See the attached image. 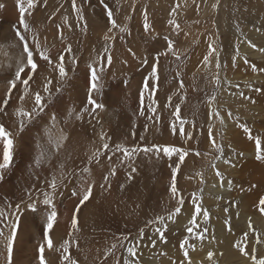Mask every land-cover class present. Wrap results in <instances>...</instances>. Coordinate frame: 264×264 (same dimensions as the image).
<instances>
[{
	"label": "rangeland",
	"instance_id": "rangeland-1",
	"mask_svg": "<svg viewBox=\"0 0 264 264\" xmlns=\"http://www.w3.org/2000/svg\"><path fill=\"white\" fill-rule=\"evenodd\" d=\"M162 1L163 0L161 1L160 0H106V3L113 10L114 12L113 18L117 20L118 25L121 26L126 25L129 28L133 25V22L137 18V14L140 13V10L142 8H144L149 4L151 5L153 4L154 6H156L159 2ZM219 1H220L219 8L212 10L213 12H211L207 18L208 22L205 23V25L201 29H196L194 28V25L188 24L186 20H182V21H178V24L180 25L179 31L173 30V33L171 34L165 32L159 33L160 36L162 37L167 36L169 39L173 40L175 42L179 54L181 55V59L179 61H177L175 57L171 55L161 58L160 71L163 77L162 83L164 87L169 91L175 82L179 83L180 80L183 79L185 83V89L181 93V96L185 98L184 100L185 103L182 105L183 107L181 109L182 118L191 122V124L202 126L200 127L201 130L206 128L205 121L207 119L206 116H207L208 104L211 103L210 101L216 103V105L218 106L217 107L218 110L219 109L221 110L220 114H222L219 119L223 120V123L220 122L219 124V134H220L221 144L224 146V153L225 151L226 153L228 152L226 148L228 147L229 149L231 144H233L236 149L237 146L241 145L242 141H246L244 149H249L252 146L253 150L251 149V151L249 152H245L244 149L242 150L241 148H238V152L243 153V155H239L240 163L239 162L237 163L235 161L233 165H226L224 169H220L217 165L216 168H213L211 166L212 164L217 163L218 160L214 159V157L219 155V153H217L215 149L210 150V148L212 147L211 142L207 141L208 144L206 143V147L208 148L205 149V151L204 150L202 151V146L198 142L199 145L196 147L195 150L200 151L201 155L195 159L193 158V161L195 160L194 162L190 159V157H187L186 158L187 165H182V172L183 175L185 172H188V174L186 173L187 175H189L188 178L192 177L195 179H198V176H200L197 175V173L201 174L200 178L202 183L200 182L199 185L195 184V186L192 187L190 191L191 193L195 195H199L202 198V196L205 194L204 186L206 184L207 179L210 182L211 181L215 182V180L219 178L216 175V170L219 169V171L223 175V179H227V181L232 182L231 188L228 187L227 190H225V192L232 190L235 191L237 194V196L235 194L236 201L233 204L236 207L237 214L236 216L233 217L229 216L230 218H232V220L229 219L232 229L231 235L237 236V239H241L242 233L245 230H247V224L249 223V221H251L254 228L256 229L257 234H259L262 238H264V214H261L258 211V200L260 197H264V163L255 160L254 143L252 141H249L247 134H245L243 128L241 127L242 124H246L250 129H252L254 135L264 138V128L263 127L257 128L256 126L253 125L254 121L259 123L260 119L257 118L261 117L260 114H264V72L258 70L248 71L249 74H246L245 79L240 78L236 80L239 81L241 79H244L243 82L239 81L238 83H232L233 82L232 77L234 76L235 73H230L229 75L230 70L228 69L230 66H232L231 64H234L231 61L233 57L237 59L238 63L239 62L245 63V61H249L251 66L252 65L256 66V69L264 68V51H260V49L264 48V0H219ZM0 2L5 4V8L0 9L1 16H3L4 10L7 9L11 3L14 2L15 4H17L16 0H0ZM24 2L26 4V0H24ZM37 2H38V6L34 10H32V15L27 17L29 18L28 21L31 24L32 29L35 32H37L38 30V34L41 42L45 43L47 41L48 47L51 52L49 54H54V51L58 47H61L63 45H65L66 47L67 44H70L72 48V52L71 53L66 52V55L68 53L67 56L68 59H65L66 62H69L68 63L69 71H73L72 65L70 63L73 56H75L78 61L75 70H78L80 67L87 65V63L85 62L86 61L85 55H86V51L89 49L90 38L92 34L95 32V29H97L98 27L99 33H102V31L105 28L107 31L108 28L110 27V23L107 20L106 12L103 9V7L98 3V0H76V5L78 8L82 10V14L87 22L86 29L83 27V21H80L78 19L77 11L74 10L72 7V0H47V5L41 2V0H37ZM208 3L209 2H207V0H204V4H208ZM63 6L67 7L68 10L67 11L63 10L62 8ZM17 9L15 10L17 11ZM215 12H217L218 14H216V16H214L215 18H213ZM241 16L242 18L245 19V23L237 33V38L234 39L228 46L229 49L233 50V52H230L228 55H226L224 46H227L226 44L228 43V39H230L229 34L233 31L232 29H234V25L232 24L236 22V20L239 19ZM18 19H19V14L13 16V12H11V8H9L5 11L3 18L0 19L1 21L0 24L2 25L9 24L8 22L12 21L14 23L13 25H16ZM65 19L67 20V23H65ZM57 25H61L62 27L58 29ZM1 29L2 27L0 26V30ZM48 29L52 30V36L49 35V33L51 32H49ZM135 29H137V26ZM61 34L63 35V39L65 41L63 43L61 42L60 39ZM110 35L115 37L114 40L108 42V47L112 50V54L114 53L115 55V53H118L119 54L117 56L118 59L121 58V61H125V60L127 61V64L125 65L128 66L129 70L122 69L121 73L124 74L131 70L133 71L140 70L141 65L139 64H137L136 66L131 65L129 67V63H131L133 59H132V55H130L128 51H125L126 48L123 46L124 37L126 34L120 33L119 28H116L113 29ZM199 39H203L204 45L207 46L206 49L207 54L209 52V46H208L209 44H212V46L216 49V52L213 54L212 57H210L211 62L207 65L210 68L205 73H201L199 71L197 72L193 70L189 71L187 70L186 67V65H188L189 63L188 60L190 59L191 55L194 52L195 47L197 46L198 41H201ZM99 40L100 41L98 42H94V44L96 46H104L103 45V42H105L104 39L100 37ZM251 44L256 45L255 49L256 51H259V53L258 55L255 56V58L250 60V58L244 57L246 53L242 48L245 45L253 48ZM148 45L151 49L155 46L153 40H151V42H149ZM129 48L133 49L132 46L130 45L127 47V49ZM164 49L165 48L161 46L159 48V52L163 51ZM254 51L255 50L253 48L251 52L254 53ZM217 55L221 56L222 60L224 59L222 61V65L219 72H217V69L215 67L216 63H214L216 62L215 59ZM245 56L248 55L246 54ZM95 60L96 57L93 59V62ZM12 68L13 65L9 67V69ZM38 71L42 73L39 77H37L38 81L36 80L30 81V90H29L30 94L27 96V100L30 97L34 98L32 91L35 88H36L35 90H40L41 94L45 95V97L47 98V94L43 93L42 91L44 73L42 70L38 69ZM11 73L12 70H8V69H6V71L4 70L2 73L3 75L1 76L5 78L0 83H3L5 79L7 81L9 78L8 76ZM177 73H179L180 75H177ZM239 74H242V72ZM45 75L51 77L54 75V72L49 70L48 72H45ZM217 75L219 76V79L221 81L219 85L215 83V78ZM114 77L116 79L119 77L118 72L114 75ZM109 83L113 86L116 85V82L113 80V77L110 76H109ZM255 88H260L262 91L257 92L255 91ZM5 89L6 88L0 89V97L2 95L4 97L6 96L7 93ZM13 90L14 92L17 91L16 89ZM50 90L53 89L50 88ZM14 92L11 94V99H10V102L12 103L9 102L10 107L8 106L7 109L8 112L10 113V116L0 115V123L5 124L6 129L13 134V138H14L13 160L9 168L0 170V172H2L4 176V179L0 181V212H3L4 216L0 217V220L7 218V223L10 224L12 220L15 219V205L17 203H20L21 198H23L24 201L26 200L25 202H27L26 192H32L34 197L39 195V199L42 201L43 199L42 193L44 191H49V192L51 191V188L48 187L49 183L57 176L58 173L61 172L62 176H61V181H59V183L55 178L58 185V189H57L58 194L55 196L54 203L58 212V224L54 226V230L55 231H61L64 229L72 230L70 221L73 216L74 208L76 207L77 204V198L72 196L71 192L62 194V191L65 189L67 185L68 179L74 177L75 185L73 186V188H76L77 190L81 188H87L89 184H95L97 186V182L99 178L101 177L102 174L106 172L107 168L109 169L108 167L109 165H101L99 163L95 165H90L87 162L86 165H64V167L62 168L60 167V165L37 164L30 155L32 154V152H36V151L29 146V143L27 142L26 138L27 139L29 138L32 142L36 143L38 141L36 133H38L40 135V140L44 141L46 135L42 128V120L41 117H37L35 120L28 121V123H26L24 127V130L22 132L19 131V121L21 118L16 115V111L18 109L31 111L32 107L34 106V102L31 106H28L26 103L25 105H22L21 102L19 103L16 102L15 104L14 100L17 95H15ZM158 93L160 95V99L162 100V102H165L167 95L166 91H163L162 89ZM240 93H243V96H241ZM65 96L66 95H64V97ZM227 96H229V98H227ZM213 97H215V99H213ZM173 98H175V100L177 99L176 93H174ZM219 101H221L220 106L221 104H226L228 106V109L223 111V109L218 104ZM46 102H47V106L45 108V113L46 111L51 110L53 113H55L57 119L63 122L65 118V111H67V109L63 108L61 105H59V103H57L53 93H51V99H47ZM249 111L250 113L252 111V113L249 114L248 113ZM229 112H231L232 114L231 118H229L228 116ZM224 113L226 114L225 116H223ZM43 114L44 113H42L41 115ZM68 118H70L69 115ZM162 118L163 120L165 119L164 116H162ZM232 123L233 126L235 127L234 130L229 129L230 126H232ZM161 125L163 126V124ZM192 129L193 131L195 130V128ZM250 142H251V146H250ZM189 149L191 154L192 153L191 148ZM3 150H4L3 141L0 140V163L3 162ZM231 153L229 151L228 154L226 155L231 157L233 155ZM162 162L164 165L166 164V166H164L162 163L161 165H159V167L158 165L152 166V168L154 167L155 171L158 174L161 171H163L164 168L165 169L170 168L169 165L173 163L172 162L170 164L169 162H166L165 159L162 160ZM140 166L141 165H139L138 171L140 169ZM85 168H88L89 170L87 172L83 171V169ZM186 174L183 177H187ZM180 175L181 174H178L179 177ZM125 183L128 185L130 184V181L127 180ZM138 183L139 182L137 183L135 182L133 183V185H128L127 187L126 185L118 186V189L121 192L120 193L121 197L125 201H130L132 204L131 207L125 209L124 211V218L127 221V223L130 222L131 225L133 224L130 227L131 230H129V234L127 233L129 235V236L127 235L129 240L137 236L138 230L140 228H144L145 231L147 230L148 232H146V237L149 236L150 232L159 225L151 224L148 222L160 215H163L166 218L171 212L174 211L176 205V201L174 198L168 206L158 207L153 205V201H152L153 199L150 200L149 198H147L146 200L145 196H143L145 195L146 192L143 190L142 187L139 186L140 183L139 185ZM211 186H212V182H211ZM127 188L130 190L134 188L132 190L134 195L131 193L130 190L128 192ZM222 189L224 190V188ZM95 190L96 187H94L93 191ZM140 190H141V194L139 193ZM146 191L149 192L150 194L151 192H156V189L146 190ZM123 192H125V194ZM136 192L138 193L136 194ZM185 192L182 190L181 195L184 196L183 194ZM229 194L230 193H228L227 195ZM93 197L94 196H92V198ZM106 197L110 198V195H107ZM142 198L144 199L142 200ZM91 203L92 201L90 200V202H88L86 206H82L81 211L79 213V228H80L79 234L81 235L82 239L86 238L85 231L86 232L92 231L87 229V224L89 223L87 219H91L93 218V216H95V213H91L88 209V206ZM190 204L192 203H188L189 206ZM142 206H144L143 209ZM185 207H186V203L182 206V209H184ZM38 208H39L38 213L25 211L21 216L18 230L23 228L24 231H22L21 236L17 238L14 244V257H13L14 263H17L28 256L29 257L28 264H39L37 258L38 244L42 242L41 237H42L43 228L46 224L47 212L45 211V206H43L39 202H38ZM207 210L209 211V220L205 224V226L209 228L210 232H212L213 230V235L215 237L219 236L215 224L217 221H219L218 219H220L224 224L225 218H227V216H223V217L218 216L217 214L219 209H215V210L212 209L210 211L208 207ZM225 212L226 211L224 210V213ZM235 217H238V224L236 226H233V224L237 221ZM197 218H198L197 222H200L199 219L200 216H198ZM211 218L213 219L211 220ZM166 223L167 225H169L165 233L167 242L165 243L158 241L157 244L169 246V241H171V236L175 237L176 235L174 234L175 231L170 230L171 226L174 225V221H170L166 219ZM188 226L189 224L183 229V232L187 233L186 228ZM224 226L225 229L228 230V225L224 224ZM0 228H4V232L8 234L7 233L8 229L4 227L3 223H0ZM195 231L196 229L194 228V232ZM110 233L113 236L112 239H110L111 241H114L115 236L117 235H119L118 239L119 238L121 239V234H118L114 229H112ZM151 234H152V236L150 235L151 237H154L156 235L153 232H151ZM33 235H35V240L33 238ZM92 237L93 235L88 236L89 239H91ZM66 239H68V237H66ZM209 240L210 237L206 238L203 242L196 241V248L202 246L206 247L205 244H207ZM1 241H2V245H4V239ZM79 244L80 243L78 242V246ZM124 244H126L125 246H127L128 241H125ZM55 245H57V243H55ZM261 246L262 245H256L258 250L264 253V250L262 249ZM171 247L173 246L171 245ZM119 248L124 249L122 247H116L115 249L112 250V253H117V250H119ZM79 249H80L78 250L79 253L78 251L76 252L73 251L71 254L74 255L73 258L78 259L79 264H85L84 258L81 256L82 247L79 246ZM109 249H111V246L106 247V250ZM2 250L3 251L0 250V264H5V260H6L5 249L3 248ZM142 250L143 249L140 248L138 253V258L140 259L141 264H150L149 262L144 260V256L150 257V259L154 261L153 264L163 263L166 256L170 259V262L174 260L177 261V259L180 260L183 257L182 251L180 254L179 252H177L180 250L179 249L177 250L176 247L172 249V251H175V256L173 255L174 253L169 254L167 252V254L164 256L156 257L159 255L156 256L151 255L149 254L150 251H148L147 249H144L143 251ZM48 253L49 250L46 249V259L49 261V264H52V262H54V264H62L61 260L59 259L61 254L60 251L54 250V259L52 260L49 259ZM214 253L215 256L219 254L218 251H214ZM177 254H178V258H177ZM235 254H237V256H235ZM127 256L128 254L126 255L123 254V258H127ZM93 257L94 256H91L88 253L85 254V258L87 259V261L92 260ZM239 257H241V255L237 250H235L234 255L229 259V261L233 262L235 261V259H238ZM103 259L104 258L102 256L97 255L95 257L96 260L95 263H98L100 261L103 262L102 261ZM201 261L205 262V259ZM227 261L228 260H226L225 262ZM109 262H110V258L105 261L106 264H109ZM95 263H91V264H95ZM242 264H247V258H245V261L242 262Z\"/></svg>",
	"mask_w": 264,
	"mask_h": 264
},
{
	"label": "bare ground",
	"instance_id": "bare-ground-1",
	"mask_svg": "<svg viewBox=\"0 0 264 264\" xmlns=\"http://www.w3.org/2000/svg\"><path fill=\"white\" fill-rule=\"evenodd\" d=\"M207 2L209 3L204 4V0H163L162 2H159L156 6H154L153 4L152 5L149 4L145 6L144 8L140 10V13L137 14V18L133 22V25L129 27L131 34L130 35L126 34L124 37L123 46L126 48L125 51H128L127 47L130 45L133 48L132 51L136 53L137 58L141 56H149V53H150L151 56H149V59H151L152 56H155L159 52V48L161 46L165 48L166 43H167L164 37L160 36L159 33L161 32H165L169 34L173 33V26L168 23L170 19H175L177 23L178 21L186 20L188 24L194 25V28L196 29H201L205 25V23L208 22V19H207L208 16L210 15L211 12H213L212 11L213 9H216L213 7V5L217 3V0H207ZM177 4L179 5L178 8L176 7ZM16 5L17 4L13 2L7 8V9L11 8V12H13V16H16L19 14ZM62 8L65 11L68 10L67 7L63 6ZM174 8L176 9V14L173 17L171 15V12H172V9ZM7 9L4 10V13ZM15 9H17V11ZM145 9L147 10V15L149 17V23L151 25V28L148 32H145L143 28ZM4 13H3V16H4ZM216 14L218 13L215 12L213 15V18H215L214 16H216ZM3 16L0 15V19L3 18ZM26 18L27 20L29 19L28 17ZM8 23L9 24H3V25L0 24V26L2 27V29L0 30V82H2L3 79L5 78L1 76L3 75L2 73L4 70L5 71L6 69L12 70V71L14 70V63H13L14 61L13 51L14 50L8 47V43H5V42H12V38H13L12 27L14 26L13 25L14 23L12 21ZM244 23H245V19L242 18L241 16L239 19L236 20V22L232 24L234 25V29H232L233 31L229 34L230 39H228V43L226 44L227 46H224L226 55H228L230 52H233V50L229 49L228 46L234 39L237 38V33L239 32L240 28L243 26ZM136 26H137V29H135ZM48 30L49 32H51V33L48 32L49 35L52 36V30L50 29ZM105 34H107L106 28L102 31V33H99L98 27L97 29H95V32L92 34L90 38L89 49L86 51V55H85L86 57L85 62L87 63V65L80 67L78 70L69 71V66H68L69 62H66L65 60L66 68L69 72V77L63 83V85H60L61 91L59 93L56 92V88L58 86L57 85L58 72L53 71L54 75L51 77L49 76L53 81L52 85L50 86V88L53 89L51 90V93H53L57 103H59V105H61L63 108H66L67 111H65V118L63 120L64 123L61 122V120L57 119V123L55 127H52V121L50 119L51 114H53L51 110H48L46 111V113L41 115L42 128L46 135L44 141L40 140V135L38 133H36L37 139H38L36 143L32 142L29 138L27 139L25 137L27 142L29 143V146L37 152V153L32 152V154L30 155L35 161L36 159L40 160L39 165H60V167L61 165L63 167L64 165H86V163L89 161V158L92 156V154L96 150H103L102 145L104 141L100 140L101 132H103L106 135V138L108 137L111 138L108 141L110 144V147H113L116 142L124 143L125 146H132L133 144H141V146H143L145 141H141L139 139L141 136H146L148 143H151L153 141H159V142L168 143V144L178 142V137L176 135H170L169 129L165 127V125L170 123L171 120L173 119L169 115V113L172 111L171 108H165L162 110V116H164L165 119L163 120L162 118L161 123L155 125V127H153V121H150L147 119V116L151 115V113H146L145 116H140L138 114L140 102H139L137 88L141 84L143 78L148 74L149 68L147 65L142 66L140 61H138L139 59L137 60V58H134L133 56H132L133 60L131 63H129V67L131 65L136 66L137 64H139L141 65V69L136 70V71L131 70V71H128L127 73L122 74L121 73L122 69L129 70V68L127 65L122 63L121 58L119 59L117 58V56L119 55L118 53H115V55L114 53L112 54L113 64L110 68L106 70L105 77H104L105 86L102 90V93L99 95L94 94V98L98 102H102L106 105L105 109L97 110V113L94 114L95 118L85 113L83 115L82 120L76 119V114L80 111L82 103L86 101L87 88H86L85 77H86V74L89 72L88 65L90 63H93V59L95 57L97 58V54L101 52L103 49V46H96L94 42L100 41L99 40L100 37L103 38ZM151 40H153V43L155 45L153 48L155 49L153 48L151 49L148 45V43L151 42ZM199 40L201 41H198L197 46L195 47L193 54L188 60L189 63L188 65H186V67H187V70L189 71L193 70V71H197V72L199 71L201 73H205L210 68L209 66H205L203 64V57L207 55V50H206L207 46L204 45L203 39H199ZM42 44H46L48 46L47 41L45 43L42 42ZM103 45H105V42H103ZM64 49H65V45L58 47L54 51V54H50L51 57L58 58L59 55H64L66 59H68L67 57L68 53L66 55V51ZM242 49H244V52L249 56V57L245 56L246 55L245 54L244 57L250 58V60L255 58V56L258 55L259 53V51H256L255 48L254 50L256 52L255 51L254 53L251 52L253 48L247 45H245ZM219 60L222 65V61L224 59L222 60L221 56H219ZM231 61L234 64L230 63L232 66L228 68L230 70L229 75L230 73H235L234 76L232 77L233 78L232 83H238L239 81L243 82L246 77V74H249L248 71H253V69L251 68L252 67L251 64L249 63V61H247V63H242V62L238 63L237 59H232ZM40 63L41 65H43L44 62L41 61ZM11 65H13V68L9 69ZM39 70H42L44 73L43 76H45L44 69L41 67L39 68ZM117 72H118L119 77L116 79L114 75ZM241 72L242 74H239ZM109 76L113 77V80L116 82V85H121V82H123V85H121V88L118 92L116 91V88H115L116 85L113 86L109 83ZM240 78H244V79L236 81L237 79H240ZM36 81H38V79H36ZM177 84L178 83L175 82L171 88V91L169 92L164 87L163 83H161L162 87H160V90L163 89V91H166L167 95L173 96L174 93H176L178 90L175 87V85ZM1 88H6V79L4 80L3 83H0V89ZM19 88H20L19 93L17 91L14 92L13 90L14 94L17 95L14 100L15 104L16 102L18 103L20 102L19 95L23 94V87L19 86ZM64 95L66 96L64 97ZM157 95H158L159 103L164 104L166 101L162 102V100L160 99L159 93ZM3 98L4 96L2 95L0 97V102H2ZM227 98H229V96H227ZM184 100H185L184 97L182 100H178V99L175 100V98H173L174 102L181 103V109L183 107L182 105L185 103ZM33 102H34V98L30 97L27 100V96H26L25 100L21 102V104L25 105L26 103L28 106H31ZM210 102L211 103L208 104L207 106V114L210 113L213 108L218 109L217 108L218 106L216 105V103L212 101ZM220 102L221 101L218 102L219 106H220ZM147 103H148V100L146 96L145 105H147ZM220 107L223 109V111L228 109V106L226 104H221ZM73 108H75V111L70 116L69 112ZM158 111H160V109H158ZM220 111L221 110L219 109V112ZM248 113L251 114L252 111L251 113L250 111ZM254 114H257V113H254ZM68 115L70 116V118H68ZM221 115L222 114H220V116ZM225 115L226 114L224 113L223 116ZM260 115L261 117L257 118V119H260L259 123L254 121L253 125L256 126L257 128L258 127L264 128V114H260ZM206 117H207L208 123L212 125L214 138L217 140L218 143H221L220 134H219V124H220L219 118L220 117L215 118V119L208 117V115ZM208 123H206V128L204 127L205 129L203 130H201V128H195L194 131L192 128L190 129L194 132L196 139L191 141L189 145H186L185 147L196 149V147L199 145L198 144L199 142L202 146V151L203 150L205 151V149L208 148L206 147V143L207 141L211 142V138L208 137V133H207ZM161 124H163V126ZM145 125H147L149 128V131L147 132L144 130ZM190 125H191V122L186 124L185 125L186 129H188ZM156 129H159V130L157 131ZM229 129L230 130L235 129V127L233 126V123ZM133 133L135 134L134 136L132 135ZM62 134H68L70 136V140L67 142H64V147L61 148L59 151H57L54 145H55V142L60 139ZM179 143L182 144L183 141H179ZM245 143L246 141H242L241 145L237 146L236 149L234 145L231 144L230 148L228 149L227 147L226 149L228 150V152L230 151V153L233 152L231 153L233 155L229 157L226 155L228 154V152L226 153L225 151L223 159L218 160L215 165H217L220 169H224L226 165H233L235 161L237 163L238 162L240 163L239 155H237V153H239L238 148H241L243 150L245 147ZM250 146H251V142H250ZM213 149H214L213 147L210 148V150H213ZM251 149L253 150L252 146L249 149H244V150L245 152H249L251 151ZM109 155H111V153L106 151L105 156L101 157L99 164L109 165L108 160H107V157ZM116 156H122V153H117ZM116 156L113 157V164L109 165L108 166L109 169L107 168L106 172L102 174L101 177L99 178L97 182L96 190L93 191L94 197L91 199L92 203L88 206L89 211L91 213H95V216H93V218L87 219L89 221V223L87 224V229L92 230V231H88V232L85 231L86 238L82 239L79 232H74L72 236H69L68 233L72 232L73 230H65V229L61 231L54 230V244L57 243L56 247L59 248L60 244L63 242V239H66V237H68L67 240L69 241L71 245L69 249L70 253H72L73 251L76 252L80 250L79 246L82 247L81 256L84 258L85 264L95 263L96 262L95 257L97 255L102 256L104 258L105 253L108 251L106 250L107 246H112L113 244H116L117 247H120L121 239L120 238L118 239L119 235L115 236L114 241L110 240L113 237L112 234L110 233L112 229H114L118 234H121V238L124 235L127 236L129 234V230H131L130 227L133 224L131 225L130 222L127 223V221L124 218V211L125 209L131 207L132 204L130 201H125L121 197L120 195L121 192L118 189L119 185H126L127 187L128 185H133V183L135 182L136 183L139 182L140 185L139 183L138 185L142 187L143 190L146 192L145 195H143L145 196L146 200L147 198H149L150 200L153 199L152 200L153 205L158 206V207L168 206L170 202L173 200V198L171 197L170 191H169V181H170L171 169L164 168V170L158 174L155 171L154 167L152 168L153 165H158L159 167L161 163L163 164L162 160L164 159L166 162H169L170 164L172 163V161L168 160L167 158L158 160L148 155L139 154L133 158V164L136 167L137 171L135 173H131V169L127 167L126 164L121 165L117 161ZM197 157L198 156H195L194 152L192 151V153L190 154V159L193 161V158L195 159ZM224 159L230 160L231 163L225 164L223 162ZM95 164L97 163L96 161L93 160L90 165H95ZM139 165L141 166L138 171ZM164 166H166V164ZM110 167H115L117 169L116 174L108 178L107 183H110V187L107 188L106 190H101L99 188V185L101 183H106L102 177L104 175H107L108 171L110 170ZM130 173H131V179H129ZM186 173L188 174V172H185L184 175L182 174L180 175V177L178 176V187L184 192L186 191L183 194L186 207L181 210L180 214L177 215V217L174 220V225H172L170 228L171 231H175L174 234L176 236L175 237L171 236V241H169V246L156 244V246L153 247L149 243L147 237H149L150 235L152 236L151 232L155 233V228H156L155 227L154 230H152L151 232L149 231L150 232L149 236L145 238V240L143 241V244L140 247L143 250L147 249L148 251H150L149 254L151 255H155V256L159 255L156 257L164 256L160 254L167 253V252L169 254L174 253L173 255L175 256V251H172V249L176 247L178 250L179 249L178 243L181 242L182 239L186 238L185 236H189L186 232H183V229L189 224L190 216L191 214L194 213L193 205L192 204H190V206L188 205V203H192V200L190 199V197L193 195V193H191L190 190L192 189V187L195 186V184L199 185V183L201 182V178H200L201 175L198 176V179H195L192 177L188 178L189 175H187ZM185 174L187 175V177H183L185 176ZM61 176L62 174L60 172L55 177L58 183L59 181H61ZM59 177H60V180H59ZM127 180L130 181V184L128 185L125 183ZM118 181H119V184H118ZM211 182H212V186H211ZM211 182L208 181L207 179L206 184L204 186L205 194L202 196L201 201H200L201 204L203 205V208L208 209L209 207L210 211L212 209L213 210L219 209L217 215L222 216V217L227 216L228 218L229 216H232V217L236 216L237 210H236V207L233 205L236 201L235 199L236 192L232 190L225 192V190H227L228 188L227 179L221 180V178L219 177L218 179L215 180V182L214 181H211ZM74 185H75L74 177L69 178L65 189L62 191V194L72 192ZM138 185H135V186H138ZM222 188H224V190ZM155 189H156V192H151L150 194L149 192L146 191V190H155ZM127 190L129 192L130 189L127 188ZM132 190L130 191L133 194ZM123 193L125 194V192ZM137 193L138 192H136V194ZM139 193L141 194V190L139 191ZM228 193L230 194L227 195ZM107 195H110V198H107L106 197ZM143 196H140V197H143ZM143 199L144 198H142V200ZM143 207L144 206H142V209ZM225 208L229 210L224 213ZM199 219H200V222H197V223L201 227L205 226V222L203 220L202 215H200ZM212 219L213 218H211V220ZM228 219L232 220V218L230 217ZM235 219H237L236 221L237 223L235 222L233 226H236L238 224V217H235ZM218 220L219 221L216 222L215 227H216V230L219 236H216V241H212L210 238L209 242L205 244L206 247L202 246V247L195 248L194 253L190 254L193 264H211V262L207 260V254H206L207 251H213V252L218 251L219 252L220 255L218 254L214 256L213 258L214 261H216V264H242V262L245 261V258L242 256L239 257L238 259H235V261L233 262L229 261V259L235 253V249L232 247V244L235 240H237V236L231 235V233H229V231L225 229V226L222 223V221L220 219ZM22 231H24L23 228L18 230V238L21 236ZM145 232H148V231L146 230ZM211 233L213 234V230ZM5 235H7L6 232H5ZM89 235H93V237L89 239L88 238ZM178 237H179V240H178ZM33 238L35 240V235H33ZM75 238H78V241ZM1 240H3V238H0V250L3 251L2 249L3 248L5 249V247L4 245H2ZM78 242L80 244L77 248ZM171 245L173 247H171ZM261 247L264 250V245H262ZM61 252L62 251H60V253ZM177 252L181 254V251H177ZM87 253L91 256H94L92 260L87 261V259L85 258V254ZM123 254L126 255L127 254L126 251L124 249L119 248V250H117V253H112V255L107 258V260L110 258L109 264H117L118 260L123 259ZM48 256H49V259L51 260L54 259V250L49 251ZM235 256H237V254H235ZM177 258H178V254H177ZM203 259H205V262L201 261ZM144 260L149 262L150 264H153L154 262L150 259V257H146V256H144ZM196 260H197V263H196ZM226 260L228 261L225 262ZM102 261L104 262V264H106L104 259ZM177 261H179V259H177ZM28 262H29V257L27 256L25 259L20 260L19 262L14 263V264H28ZM100 262L95 263V264H102V262L101 263ZM169 262H170V259L166 256L163 263H160V264H169ZM52 264H54V262H52Z\"/></svg>",
	"mask_w": 264,
	"mask_h": 264
},
{
	"label": "snow or ice",
	"instance_id": "snow-or-ice-1",
	"mask_svg": "<svg viewBox=\"0 0 264 264\" xmlns=\"http://www.w3.org/2000/svg\"><path fill=\"white\" fill-rule=\"evenodd\" d=\"M41 2L47 5V0H41ZM19 19L16 25L13 26V38L12 42L8 43V47L13 51L14 55V70L9 75L8 80L6 81V96L2 99V103H0V115L2 116H10L8 112V106L11 99V94L13 93V89H16L19 93V86L23 87V94L19 95V101L23 102L30 94V81H35L37 77L41 75L38 71L39 68H43L45 72L56 71L58 72V80H57V88L56 92L59 93L61 91L60 85L68 79L69 72L66 68L65 64V56L59 55L58 58H54L50 56V49L46 44H42L38 32L33 31L31 24L27 20V16L32 15V10H34L38 6L37 0H26V4L24 0H16ZM98 3L103 7L106 12L107 20L110 23V27L107 30V34L104 35L103 39L105 41V45L101 52L97 54V58L93 63L88 65L89 72L86 74V101L82 103L80 111L76 114L77 120H82L83 115L86 113L89 116L95 118L94 114L97 113V110L105 109L106 105L102 102H98L94 98V94L99 95L102 93L104 88V77L106 70L110 68L113 64V56L112 50L108 47V42L115 39V37L111 36L113 29L119 28V32L122 34L130 35L129 28L124 25H118L117 20L114 19V12L106 3V0H98ZM72 7L77 11L78 19L83 21V27L86 29L87 22L82 14V10L77 7L76 0H72ZM177 8L179 5L177 4ZM214 8H219V0L217 3L213 5ZM5 8V4L0 2V9ZM176 14V9H172L171 15L174 17ZM65 23L67 20L65 19ZM170 25L173 26V30L179 31L180 25L176 22L175 19H170L168 21ZM61 25H57V28H61ZM70 27V26H69ZM143 28L145 32H148L151 28L149 23V17L147 15V10L144 11V23ZM61 42H64L63 35L60 36ZM167 41L165 49L161 52H158L155 56H152L149 59V56H141L139 57V61L141 65H147L149 68L148 74L143 78L141 84L137 88L140 107L138 109V114L140 116H145L146 113H151V115L147 116V119L153 121V127L155 125L161 123L162 120V110L165 108H171L172 111L169 115L173 118L170 123L166 124L165 127L169 129L170 135H176L178 137L177 143H163L159 141H153L151 143L147 142L146 136H141L139 139L141 141H145L143 146L141 144H133L132 146H125L124 143L116 142L113 147H110L109 140L110 137L106 138V135L101 132L100 140L104 141L102 148L103 150H96L92 156L89 158L88 163L91 164L92 161H96V163H100L101 157L105 156V152H110L111 155L107 157L109 165L113 164V157L116 156L117 153H122V156H116L117 161L121 165H127L131 169V173H135L137 171L136 167L133 164V158L139 154L148 155L150 157H154L155 159H164L172 161L173 163L169 165L170 171V181H169V191L171 197L175 199L176 206L174 211L171 212L166 218L163 215L155 217L153 220L148 223L157 224L155 228V237H147L149 243L155 247L157 242H167L165 233L167 231L168 225L166 223V219L170 221H174L175 217L181 213L182 206L185 204V200L181 195L182 190L178 187V174H183L182 165H186V158L190 157V149L185 147L189 145V143L196 139V136L191 128H200L202 126L191 124L188 129H186L185 125L189 122L182 118L181 111V103H177L173 101L172 95H166V102L164 104L159 103L158 92L161 87V83L163 77L161 75V58L166 56H173L177 61L181 59V55L179 54L175 42L169 39L167 36L164 37ZM251 43V42H249ZM253 48L256 47L255 44H251ZM66 52L71 53L72 48L70 44H67L65 49ZM129 53L134 57H136V53L132 51L131 48L128 49ZM260 51H264V48L260 49ZM216 52V49L209 44V52L207 55L203 57V64L207 66L211 61L210 57ZM233 59H235L233 57ZM41 61H43V65H41ZM77 58L75 56L72 57L70 63L72 65V70L75 71V67L77 65ZM122 63L127 64V61H122ZM247 63V61H245ZM215 67L217 72H219L221 68V63L219 60V56L216 57ZM253 70H258L264 72V68L256 69L255 65H252ZM177 75H180L177 73ZM52 79L45 75L43 77V93L47 94V98L45 95L41 94L40 90H33L32 94L34 95V106L31 111L18 109L16 111V115L20 117L19 121V131H23L26 123L31 120H35L37 117H41L42 113H45V108L47 106V99H51V90L50 86L52 85ZM215 83L219 85L221 83L219 76L217 75L215 78ZM123 85V82H121ZM121 85H116V91L118 92L121 88ZM126 86V85H124ZM178 89L176 92V96L178 100H182L183 97L181 93L185 89V83L183 79L180 80L178 85H175ZM171 91V89L169 90ZM255 91L261 92L260 88H255ZM243 96V93H240ZM147 96L148 103L145 105V97ZM215 99V97H213ZM254 103V101H253ZM160 109V111H158ZM75 108H73L69 115L71 116ZM208 117L215 119L220 117V112L218 109L213 108L210 113L207 114ZM231 112L228 113L229 118L231 117ZM42 118V117H41ZM50 119L52 121V127L56 126L57 117L55 113L51 114ZM223 123V120H220ZM205 123H208L206 119ZM241 127L250 141L254 143V158L255 160L264 163V138L260 136H256L253 134L252 129H250L246 124H242ZM144 130L147 132L149 128L145 125ZM157 131L159 129H156ZM208 137L211 138L212 147L215 149L219 155L214 157L216 160L223 159L224 156V146L221 143H218L214 138L213 128L210 123H208L207 127ZM135 135L134 133L132 134ZM0 140L3 141V162L0 163V170H4L9 168L12 160H13V148H14V138L13 134L8 131L5 127V124L0 123ZM70 140V136L68 134H62L60 139L55 142V148L59 151L64 147V142ZM179 141H183V143H179ZM194 152L195 156H200V151H196L195 149H191ZM237 155H243V153H237ZM175 158V159H173ZM37 164L40 163L39 159L35 161ZM223 162L225 164L231 163L230 160L224 159ZM213 168H216L215 164L211 165ZM61 167H63L61 165ZM89 169L85 168L83 171L87 172ZM117 169L115 167H110L107 175H104L102 178L106 183H101L99 188L101 190H106L110 187V183H107L108 178L110 176H114L116 174ZM131 173L129 174V179H131ZM197 175H201L197 173ZM216 175L223 179L222 173L219 169L216 170ZM4 179L2 172H0V181ZM232 182L228 181V187L231 188ZM48 187L51 188V191H44L42 193L43 199L42 201L39 199V195L36 197L33 196L32 192H26L27 202L21 198L20 203L15 205V219L9 224L7 223V218L0 220V223L4 224V227L8 229V234L5 235L4 228H0V237L4 239V247H5V264H14V244L18 238V228L21 220V216L25 211H31L33 213H38V202L45 206V211L47 212L46 216V224L43 228L41 241L38 244V261L39 264H49V261L46 259V249L49 251H61V255L59 259L62 264H79L78 259L73 258V255L70 253V243L67 239H63V242L60 244L59 248L54 244V226L58 224V212L54 203L55 196L58 194L57 189L58 185L55 178L49 183ZM96 187L95 184H89L87 188H81L77 190L73 188L71 195L77 198V204L74 208L73 216L71 218L70 224L72 232H69L68 235L72 236L74 232H79V213L81 211L82 206H86L88 202H90L93 196V189ZM190 199L192 200V205L194 207V213L191 214L189 219V226L186 228L188 237L181 240L179 243V250L183 253V258L179 261H171L170 264H193L191 259V252L195 251L196 241L203 242L206 238L210 237L212 241H216V237L210 232L207 226L201 227L197 223V217L202 215L205 224L209 220V211L203 208L201 204V197L199 195L193 194ZM227 212L228 209L225 208ZM258 211L261 214H264V197H260L258 200ZM3 212H0V217H3ZM225 225H228V231L231 233V225L228 218H225ZM194 228L196 231L194 232ZM250 230V231H249ZM251 232V234H250ZM146 238V232L144 228H140L138 230L137 236L129 240L128 236H123L120 240V247L124 248L127 252V258H123L122 260H118L117 264H141L140 259L138 258V253L140 250L143 241ZM78 241V238H75ZM191 240V242H190ZM124 241H128V245L125 246ZM256 245H264V238H262L259 234H257L256 229L254 228L251 221L247 224V230L242 233V238L237 239L233 242L232 247L239 252V254L247 258V264H264V253L260 252ZM78 247V244H77ZM117 247L116 244L111 246L105 253L104 260L106 261L109 256L112 255V250ZM162 255H166L167 253H161ZM222 255V254H221ZM215 253L213 251L207 252V260L211 262V264H216L214 261ZM104 264V262H102Z\"/></svg>",
	"mask_w": 264,
	"mask_h": 264
}]
</instances>
